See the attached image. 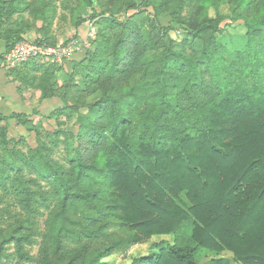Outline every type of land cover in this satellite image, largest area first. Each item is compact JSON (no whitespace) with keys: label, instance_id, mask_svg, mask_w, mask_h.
<instances>
[{"label":"trees","instance_id":"trees-1","mask_svg":"<svg viewBox=\"0 0 264 264\" xmlns=\"http://www.w3.org/2000/svg\"><path fill=\"white\" fill-rule=\"evenodd\" d=\"M19 1L0 14V56L25 40L4 26ZM119 1L127 16L111 20L117 36L68 64L65 78L79 94L65 112L78 114L77 145L60 123L36 147L10 148L0 125V202L12 197L24 215L10 213V229L0 226V264L10 244L32 260L28 230L43 211L37 264H108L111 253L163 235L172 240L132 264H200L202 250L264 264V0H228L246 28L232 49L218 37L224 16L208 13L225 0ZM53 2L35 0L32 14L46 19ZM162 12L183 26L181 47L157 20ZM36 69L23 83L55 97L53 69ZM95 89L99 100L83 103ZM7 118L0 113V123Z\"/></svg>","mask_w":264,"mask_h":264},{"label":"rangeland","instance_id":"rangeland-1","mask_svg":"<svg viewBox=\"0 0 264 264\" xmlns=\"http://www.w3.org/2000/svg\"><path fill=\"white\" fill-rule=\"evenodd\" d=\"M34 1L20 0L18 6L22 9L13 13L11 19L6 20L4 26L22 31V36L26 41L38 42L48 53L46 54L44 50V55L28 58L16 65H12L6 59L3 58L4 60H2L0 58V66H15L13 70L11 69L10 74L13 75L12 78L21 87V92L31 91L33 96H35V98H20L19 110L14 113H20V116H23L22 118L10 117L11 114H14L10 113L5 115L8 118L3 120L0 125L7 128L6 134L10 148L17 147L25 150L34 148L38 145V140L40 139L38 135L48 139L49 132H56L60 123H63V127H68L65 131L73 135V144L76 143L77 145L79 127L76 125V121L78 114H72L70 111L71 116L67 117L68 114L66 115L65 112L71 108L74 111L76 110L77 106L75 104L79 94V90L72 87L70 78H65L66 71L70 68L68 64L81 60L85 63V57L97 49L104 36H117L116 32L118 30L116 31L115 27L111 26V20L119 18L121 22L125 21L127 14L123 6L124 2L119 0L117 2L114 0H94L93 5L88 6L85 4V0H54L52 7L48 11L47 18L43 19L40 17L36 18L32 14ZM140 2L142 4L145 0H140ZM9 5V0H5L4 4L0 1V14L9 10ZM25 6L28 7L25 8ZM249 8L252 9L253 6H249ZM208 13L212 18H216L218 14L224 16V21L221 24L222 32L218 37L223 44L232 49V39L242 37L246 33L245 21L241 11L238 10L236 5L225 0L218 11L210 8ZM95 14L98 16L93 17ZM150 17L152 19L155 18L153 15H150ZM82 19L85 20L84 23L77 25ZM157 20L163 27L168 28V33L173 39V47H181L184 32H182L181 28L183 26L178 20L165 12L160 13ZM4 33L3 29V35ZM161 38L165 41L168 39L163 34H161ZM4 43L5 40L1 38L0 44ZM38 66H50L53 69L55 97L39 99L37 94H41L40 91H35L30 84L23 83L25 78L23 79L22 77L25 74L27 76L28 73L29 76L26 78L31 79L35 75ZM79 77L78 75L76 80H74L77 86L80 82L78 80ZM94 91L85 95V90L82 102L93 104L99 100L101 96L99 90L95 89ZM84 107L87 110V107ZM86 110H83V112H86ZM1 143L0 139V152H3ZM60 155L62 154L60 153ZM0 207L3 208V213H5V217H2V212H0V226L4 230H9V224L15 222L16 218H11L10 213L13 215L17 214L16 216L20 218L24 216L12 197L4 198L0 202ZM47 215L48 212L43 211L36 222L30 225L32 229L28 230V232H33L32 239L34 241L31 245H26L25 250L29 253L32 260L19 259L17 253H15L14 245L10 244L7 247V252L12 254V256L3 260V264H37ZM170 240H172L171 236H154L144 243L127 245V247L111 253L104 261L108 262V264H132L135 258L151 255L156 249L155 244L158 245ZM218 260H224L229 264H242L229 250H223L222 252L202 250L200 252V264H208Z\"/></svg>","mask_w":264,"mask_h":264},{"label":"crops","instance_id":"crops-1","mask_svg":"<svg viewBox=\"0 0 264 264\" xmlns=\"http://www.w3.org/2000/svg\"><path fill=\"white\" fill-rule=\"evenodd\" d=\"M4 52L5 45L0 44V53L2 54ZM4 56H0V58L4 60ZM11 67L0 66V113L3 115H9L10 113L17 112L19 110L18 105L20 98H35L31 91H19V84L14 81V78H12L13 75L10 74L11 69L13 70L15 66ZM37 95L40 99L41 94Z\"/></svg>","mask_w":264,"mask_h":264},{"label":"built area","instance_id":"built-area-1","mask_svg":"<svg viewBox=\"0 0 264 264\" xmlns=\"http://www.w3.org/2000/svg\"><path fill=\"white\" fill-rule=\"evenodd\" d=\"M44 50L47 54V50L43 49L38 42H28L24 40L23 42L16 44L8 53L5 54L4 58L7 62H11L10 64L16 65L18 63H22L28 58L44 55Z\"/></svg>","mask_w":264,"mask_h":264}]
</instances>
